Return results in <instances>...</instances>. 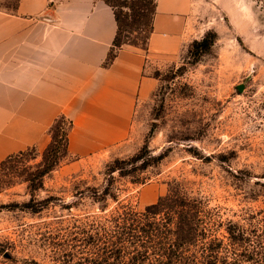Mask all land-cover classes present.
<instances>
[{"label":"rangeland","instance_id":"rangeland-1","mask_svg":"<svg viewBox=\"0 0 264 264\" xmlns=\"http://www.w3.org/2000/svg\"><path fill=\"white\" fill-rule=\"evenodd\" d=\"M108 1L119 6L122 0ZM15 5L0 0L1 11ZM132 5L117 9L121 41L133 30L127 45L145 50L154 0ZM197 11L200 38L175 59L147 68L157 86L136 106L127 142L77 158L64 146L69 124L60 118L46 148H29L0 164V206L8 207L0 211V264H136L130 257L93 262L92 247L115 252L117 210L142 213L177 189L201 199L216 224L264 225V0H198ZM208 34V52L190 53ZM54 138L61 154L41 177ZM144 146L163 158L128 177L108 174L115 160Z\"/></svg>","mask_w":264,"mask_h":264},{"label":"crops","instance_id":"crops-1","mask_svg":"<svg viewBox=\"0 0 264 264\" xmlns=\"http://www.w3.org/2000/svg\"><path fill=\"white\" fill-rule=\"evenodd\" d=\"M198 0H155L145 50L122 46L104 0H16L0 10V164L44 149L60 118L70 122L67 149L83 159L115 150L132 133L136 106L157 86L156 60L178 57L201 33Z\"/></svg>","mask_w":264,"mask_h":264},{"label":"trees","instance_id":"trees-1","mask_svg":"<svg viewBox=\"0 0 264 264\" xmlns=\"http://www.w3.org/2000/svg\"><path fill=\"white\" fill-rule=\"evenodd\" d=\"M104 1L112 8L117 27L106 60L108 65L116 56V52L122 46L129 44L127 42L135 32L126 31L127 42L121 41L122 12L117 11L118 8L132 10L134 0H122L119 6L108 0ZM140 22L141 26L145 25ZM151 32L152 25L149 35ZM146 44L147 42L145 46ZM212 45L213 40L208 34L202 40L193 42L190 53L196 57L202 56ZM67 122L70 127V122ZM64 146H67V137ZM60 150L54 138L46 151L45 168L40 174L41 177L57 165ZM162 158V156L153 157L144 146L129 159L115 160L109 166L108 174L117 172L120 177H128L136 170L140 172L147 169ZM139 161L141 164L135 167ZM126 166H131V169H125ZM5 208L8 207L0 206V211ZM22 208L30 207L25 205ZM117 211V218L111 220L121 229V233L116 236L115 252L93 246L92 254L96 257L93 262L103 257L123 260L130 257L131 260L136 261V264H264V225L242 227L216 224L214 212L207 210L201 199L190 198L179 189L147 207L142 213L135 212L128 206H122ZM127 230L133 233L134 241L129 245L132 251H129L127 246L129 244L127 238L130 236ZM221 230L224 232L222 233Z\"/></svg>","mask_w":264,"mask_h":264}]
</instances>
